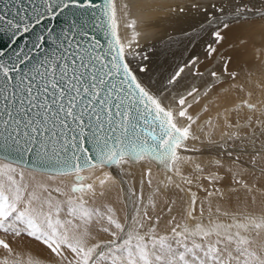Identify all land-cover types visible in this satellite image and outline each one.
I'll list each match as a JSON object with an SVG mask.
<instances>
[{
  "label": "snow or ice",
  "instance_id": "obj_1",
  "mask_svg": "<svg viewBox=\"0 0 264 264\" xmlns=\"http://www.w3.org/2000/svg\"><path fill=\"white\" fill-rule=\"evenodd\" d=\"M192 6L207 17L200 28L211 36L205 44L208 58L218 53L217 45L232 24L247 22L249 13L264 19V0L234 7L227 0ZM98 7L93 0H0V31L9 34L8 47L45 19L80 10L72 13L73 23L60 34L51 27L37 34L27 54L16 52L3 59L5 52L0 51V264H41L10 243L25 238L45 246L47 264H264V244L254 246L252 238L264 232V213H241L227 224L210 218L194 227L173 216L168 221L174 225L170 235L158 233L161 217L151 215L159 198L175 188L191 193L186 215L195 220L197 195L191 185L200 180L207 182L199 188L210 208L213 199L264 191V185L255 182L264 178V108L244 101L226 112L238 114L246 108L252 115L243 122L225 115L217 139L218 114L216 124L206 122L209 130L200 128L202 139L193 131L198 117L188 111L192 104L186 105L198 89L172 99L165 95L169 89L153 92L126 59L125 48L131 43L122 45L117 36L114 0H105L100 8L111 37L107 48L89 34L83 17ZM135 25L133 20L127 27ZM220 59L227 73L231 57ZM195 64L194 57L167 83L178 84L185 68ZM146 71L145 65L139 67V72ZM228 74L235 79V73ZM210 75L219 81L217 71ZM189 140L200 141L202 148L190 147ZM205 145L209 156L215 154L206 165L199 157L183 155L202 156ZM143 162L162 165L169 175L147 197L143 189L127 190L121 219L109 200L115 177L104 169L115 166L123 171L124 165ZM185 165L191 166L190 173H185ZM89 171L92 175H82ZM145 175L151 187L150 168ZM58 177L72 180L63 184ZM175 203L165 200L169 212ZM216 213L229 215L219 207Z\"/></svg>",
  "mask_w": 264,
  "mask_h": 264
},
{
  "label": "bare ground",
  "instance_id": "obj_2",
  "mask_svg": "<svg viewBox=\"0 0 264 264\" xmlns=\"http://www.w3.org/2000/svg\"><path fill=\"white\" fill-rule=\"evenodd\" d=\"M114 2L117 7L118 38L122 45L131 43V48H125V55L140 79L154 87L151 88L154 92L159 93L164 89H170L165 92L169 99H172L176 94L187 95V92L193 88L199 90L194 94V97H188L186 102L192 104L188 110L192 116L199 110L202 112L197 116V124L193 125V131L202 139L204 137L200 128L203 126L206 130L209 129L206 122L200 123L201 120L211 119L213 124H216L217 115H220L219 124L221 127L215 131V137L219 139L225 115H228L232 121L239 119L241 122L245 117L252 115L246 108H242L238 114L234 111L226 112V110L235 109L244 101L264 108V19L247 18V22L241 21L232 24L225 34L226 38L223 43L217 45L218 53L208 58L205 44L211 42V36L203 33L200 28V25L206 22L207 17L203 11H198L192 5L213 2L222 4L225 3V0H114ZM253 2L254 0H227L229 7ZM181 8L184 9V12H180ZM209 11L212 9L209 8ZM248 16H254V14L249 13ZM133 20L136 21L135 28H128L127 25ZM134 37L135 42H132ZM129 52L137 55L129 56ZM221 55L225 59L231 57L227 73L224 71ZM143 57H147V59ZM194 57L197 58V64L185 68L178 84L169 85L167 82L171 76ZM141 65L147 67L146 72H139ZM211 71H217L220 76L219 80L222 81H215L210 75ZM194 72L197 74L193 75ZM228 73H235V79ZM206 90L207 95H204ZM197 100L199 103L196 102ZM187 143L190 147L202 148L200 141L189 140ZM203 150L204 155L202 156L197 152L183 153V155L199 157L198 162H203L206 165L209 159L214 158L215 154L209 156L206 145L203 146ZM124 166L123 171L115 166L104 170L112 173L115 177L109 200L115 205L121 219H123L125 211L124 196L127 190L135 189L139 193L143 189L145 197H147L161 182L166 181L169 175L163 166L156 163L143 162ZM149 168L151 169V187H149L148 177L145 175ZM184 171L186 174L190 173L191 166L185 165ZM82 175L90 176L92 173L89 171ZM37 179H46V177L37 176ZM61 179L67 180L68 183L72 180L71 177L57 178L62 182ZM249 179L251 181V178ZM255 182L258 185H264V178ZM199 184L206 185L207 182L200 180L191 185V192L197 195V204L193 213L196 217L195 220L186 215L191 193L169 188L168 195L159 198L156 211L151 212L154 219L157 215L161 217L157 225L159 234L170 235V229L174 225H169L168 221L173 216L176 217V222L194 227L198 222L207 224L210 218L227 224L232 222L233 216H239L241 213L257 217L264 213V191H260L258 188L247 196L241 191L239 198L233 194L230 200L217 201L213 199L210 208L208 200L205 199L206 193L200 190ZM183 187L187 189L189 186L183 185ZM166 199L169 203L172 199L176 200L171 212L168 211V205L165 204ZM201 206L203 215H201ZM217 207L220 208L221 213L226 211L229 215H217ZM103 235L101 234V236ZM0 238H2V234H0ZM252 238L254 246L264 244V232H261L260 235L253 233ZM30 242L40 243L31 238L10 241L13 248L24 250L27 255L40 259L41 264H47L48 251L45 246L37 244L36 249H32L28 244ZM0 255H2V250H0ZM27 255L25 259H27Z\"/></svg>",
  "mask_w": 264,
  "mask_h": 264
},
{
  "label": "water",
  "instance_id": "obj_3",
  "mask_svg": "<svg viewBox=\"0 0 264 264\" xmlns=\"http://www.w3.org/2000/svg\"><path fill=\"white\" fill-rule=\"evenodd\" d=\"M93 2L99 7L96 9H89L88 15L83 17V19L88 23L89 34L94 36L96 40L100 41V43L104 45L105 48H107L108 41L111 37L106 24L100 19V8L103 7L105 0H93ZM79 11L80 10L78 9L66 10L64 15L59 16L55 20L45 19L40 25H37L31 33L24 34L23 36H17V43L11 47H8V45L11 44L9 34L0 31V51L5 52L3 59H7L8 56H14L16 52H21V55L27 54L29 49L32 47L36 35L49 27L53 29V33L56 35L60 34L63 30H67L74 20L72 13H78ZM93 12L96 13L95 16L92 15ZM98 24L100 25L99 27H97ZM47 50L51 52L53 50V46L49 45ZM35 54V52L32 53V55Z\"/></svg>",
  "mask_w": 264,
  "mask_h": 264
},
{
  "label": "rangeland",
  "instance_id": "obj_4",
  "mask_svg": "<svg viewBox=\"0 0 264 264\" xmlns=\"http://www.w3.org/2000/svg\"><path fill=\"white\" fill-rule=\"evenodd\" d=\"M248 19H254V20H257L256 17H255V15H254V16H250V17L248 16ZM133 69H134V68H133ZM138 77H139V76H138ZM139 79H140V77H139ZM221 81H222V80H219L218 82H221ZM144 83H145L147 86H149L150 89H151V88H154V87L148 85L146 82H144ZM151 90H152V89H151ZM169 90H170V89H169ZM152 91H153V90H152ZM153 92H154V91H153ZM198 92H199V90H198L196 93H198ZM155 93H157V92H155ZM189 98H191V97H189ZM187 104H189V103L186 102V105H187ZM201 113H202V112L199 110V112H198L197 114L193 115V117L196 118V117H197L198 115H200ZM205 122H207V120H201V121H200V123H202V124H204ZM200 123H199V124H200ZM199 124H198V126H200ZM123 167H125V166H123ZM104 170H105V169H104ZM26 173H27V172H26ZM27 174H28V173H27ZM61 180H62L63 184H69L67 180H64V179H61ZM28 244H29L30 248H32V249H36V245H37V244H38V245L40 244V245L42 246L41 243H36V242H30V243H28ZM41 246H38V247H41ZM38 247H37V248H38Z\"/></svg>",
  "mask_w": 264,
  "mask_h": 264
}]
</instances>
